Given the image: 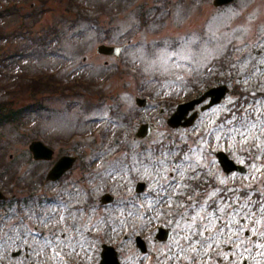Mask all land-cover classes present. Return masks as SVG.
Listing matches in <instances>:
<instances>
[{
  "label": "rangeland",
  "instance_id": "obj_1",
  "mask_svg": "<svg viewBox=\"0 0 264 264\" xmlns=\"http://www.w3.org/2000/svg\"><path fill=\"white\" fill-rule=\"evenodd\" d=\"M15 3L18 16L0 21L3 29L0 53L5 55L24 48V57L0 64V99H13L18 107L32 102L34 95L25 87L24 91L18 89L19 81L10 78L21 67L27 76L53 71L62 82L78 79L85 84L75 87L68 98L53 92L44 96L48 106L60 108L63 113L57 110L50 117H41L38 123L39 113L24 110L19 121L0 126V189L6 196L4 204L12 199L24 201L31 192L43 199L58 192L63 200L21 205L17 214L0 209V264H96L103 242L119 250L124 264H132L134 211L120 208V204L136 201L135 183L143 181L146 187L142 195H147L141 197L144 213L155 221L156 202L149 194L153 191L165 194L179 213L176 229L180 230L186 226L185 200L175 197L182 195L183 177L190 178L189 173L199 169L200 164L207 172L215 171L209 149H225L234 154L237 162H250L246 178L254 187L264 180V141H260L264 137V0H233L218 8L212 5V0H16ZM7 5L0 0V10ZM141 10L155 13L157 20L153 24L157 26L148 24L138 31L136 14ZM87 21L108 35L94 36L96 29L86 26ZM78 35L91 39L74 50ZM5 36L10 40L4 39ZM39 38L48 40L47 50L39 49ZM128 39L133 47L123 49L117 58L96 51L98 44L120 45ZM155 41L167 47L151 46L145 51L141 45ZM172 42L176 44L170 46ZM135 49L143 64V76L125 66L127 59L136 61L131 57L135 56ZM259 49L263 50L260 54ZM217 59H226L225 63L230 60L222 75L227 79L229 93L219 104L201 112L192 126L170 128L166 119L176 104L190 95L191 90L183 86L187 79ZM106 72L104 81L94 75ZM93 76L105 93L103 102H108L105 107H94L101 96L90 91L96 88L86 78ZM236 85L249 99L237 110L238 114L229 111ZM136 96L150 98L148 105L137 107ZM167 98L170 103L163 106L162 101ZM85 102L91 103L93 109L87 114L78 104ZM69 103L72 107L67 109ZM128 109L134 110L136 117L134 112L125 115ZM161 109L163 112H159ZM234 117H238V123L231 120ZM84 118L89 122L82 126ZM145 122H152L155 128L146 138L134 140L133 133ZM37 123L42 134L56 130L66 136L70 128L76 125L82 128L71 141L70 138L61 144L52 141L53 160L34 161L27 149L32 139L28 128ZM141 150L144 151L138 154ZM63 154L76 156L72 169L60 183L46 181L45 173ZM244 154L248 159L242 157ZM126 157L130 162L123 161ZM86 159L95 160L92 175H87L83 168ZM11 172L12 186L4 185L3 175ZM214 175L220 187L231 178L222 172ZM105 191L115 197L116 205L98 206L99 196ZM86 203L87 209L77 206ZM255 214L256 211L253 230L264 224V215ZM39 229L44 231L42 238L38 237ZM26 246L28 258L24 257ZM259 248L257 264L264 260V241ZM17 250L21 254L11 257V252Z\"/></svg>",
  "mask_w": 264,
  "mask_h": 264
},
{
  "label": "flooded vegetation",
  "instance_id": "obj_2",
  "mask_svg": "<svg viewBox=\"0 0 264 264\" xmlns=\"http://www.w3.org/2000/svg\"><path fill=\"white\" fill-rule=\"evenodd\" d=\"M245 155L242 157L248 159ZM242 163L249 167L250 162ZM249 171L225 174L216 163L213 173L201 168L189 173L190 178L182 181V195L176 197L185 200L186 226L180 230L176 229L179 213L171 198L157 191L150 193L156 202L157 219L153 221L149 213L143 214L138 204L135 206L134 223H140L136 236L143 244L135 239L132 264H257L264 224L253 230V217L255 211L256 217L264 215V184L259 181L254 187L246 178ZM220 172L231 175L221 187L214 175ZM146 196L137 194L136 200ZM113 254L109 264H124L119 250L114 249Z\"/></svg>",
  "mask_w": 264,
  "mask_h": 264
},
{
  "label": "water",
  "instance_id": "obj_3",
  "mask_svg": "<svg viewBox=\"0 0 264 264\" xmlns=\"http://www.w3.org/2000/svg\"><path fill=\"white\" fill-rule=\"evenodd\" d=\"M230 1H232V0H213V3H214V5L219 6L222 4H226ZM98 51L104 52V53H109V54H117L118 48L108 47V46L102 45V46L98 47ZM224 92H225V88L223 86L211 89L208 92H206L205 93L206 95H214V98L211 99L209 105H212L213 103L217 102L223 96ZM206 95H204L203 97L196 99L194 101L188 102L186 104L179 105L178 112L174 113L168 119V123L172 126H178L180 123V118L187 112V110L192 108L194 103L200 102ZM138 102H139V99H138ZM142 103H144V101H142L141 104ZM193 117H194V115L192 117H190L189 119H187L186 122L183 124L184 125L188 124V122L191 121ZM145 131H146V127L143 126L142 128H140L138 135H144ZM29 149L31 150L34 158H46L47 159V158H50V156L52 154V151L49 148L45 147L44 145H42L38 141L31 142L29 145ZM72 161H73V158H70V157L60 158L59 161L55 164V166L49 172L48 177L51 179L57 178L58 176L61 175V173L64 170H66L67 168H69L71 166ZM1 197H2V195L0 194V198Z\"/></svg>",
  "mask_w": 264,
  "mask_h": 264
},
{
  "label": "trees",
  "instance_id": "obj_4",
  "mask_svg": "<svg viewBox=\"0 0 264 264\" xmlns=\"http://www.w3.org/2000/svg\"><path fill=\"white\" fill-rule=\"evenodd\" d=\"M39 83H44V82H40V80H34L31 83H29V87L38 88L41 86ZM19 86L20 88L24 89V85L23 86L19 85ZM36 102L37 101H35V103H33L32 106L38 109ZM20 111L22 110H18V108L16 109L14 107L13 101L0 100V125L5 121H15L20 119Z\"/></svg>",
  "mask_w": 264,
  "mask_h": 264
}]
</instances>
